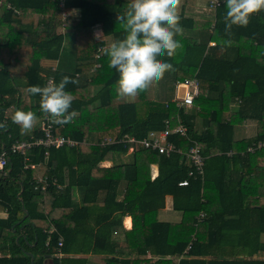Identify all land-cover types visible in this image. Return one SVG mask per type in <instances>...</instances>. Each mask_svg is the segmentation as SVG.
Returning a JSON list of instances; mask_svg holds the SVG:
<instances>
[{
	"label": "trees",
	"instance_id": "obj_1",
	"mask_svg": "<svg viewBox=\"0 0 264 264\" xmlns=\"http://www.w3.org/2000/svg\"><path fill=\"white\" fill-rule=\"evenodd\" d=\"M129 2L64 0L62 6L61 0H3L0 5V123L7 124V131L0 129V153L7 150L9 157L7 175L0 173V212H7L0 215V264H32V255L34 264L49 257L53 264H71L86 259L56 254L88 252L90 244L95 253L107 254L106 264H174L183 254L180 264H264V259L222 256L233 249L264 252V146L259 148L264 10L228 35L225 0L214 21L187 16L183 8V33L176 37L182 47L174 57H158L173 70L154 89L120 98L119 73L108 67L106 49L127 35L117 17ZM63 76L79 81L65 88L74 97L69 111L76 115L68 124H54L55 132L78 143L51 147L48 154L43 146L26 156L14 153L16 141L42 134L39 129L22 134L11 121L18 109L45 117L40 95L27 89L44 87L50 78L59 84ZM192 77L199 79V94L191 107H180L176 83ZM166 120L172 127L187 126L186 135L169 136L182 152L167 155L141 142L164 129ZM248 121L256 122L255 133L240 135ZM194 141L205 156L204 177L189 175L187 151ZM45 176L57 183L37 188ZM186 178L188 185H180ZM169 197L172 209L181 212L179 221L161 218ZM201 211L206 216L197 222ZM126 215L133 219L130 230L123 229ZM234 232L242 237H231ZM115 237H125L134 256L122 257ZM77 243L80 249L73 247ZM148 253L152 256L145 257Z\"/></svg>",
	"mask_w": 264,
	"mask_h": 264
},
{
	"label": "clouds",
	"instance_id": "obj_2",
	"mask_svg": "<svg viewBox=\"0 0 264 264\" xmlns=\"http://www.w3.org/2000/svg\"><path fill=\"white\" fill-rule=\"evenodd\" d=\"M218 2V0H217ZM225 32L230 35L233 26L246 27L253 14L264 10V0H225ZM181 0H130L127 10L117 17L127 33L122 40L112 43L107 49L108 67L116 69L119 80L116 93L120 98H134L161 81L165 74L173 70V65L158 57H174L182 47L178 35L180 26ZM98 39L101 36H97ZM69 83L78 80L63 76L60 83H49L41 87L30 86V95H40V111L54 124L70 123L75 112H70L73 95L65 91ZM11 121L18 125L21 133L33 130L37 116L32 111L16 110ZM0 129L7 131V124L0 123Z\"/></svg>",
	"mask_w": 264,
	"mask_h": 264
},
{
	"label": "built area",
	"instance_id": "obj_3",
	"mask_svg": "<svg viewBox=\"0 0 264 264\" xmlns=\"http://www.w3.org/2000/svg\"><path fill=\"white\" fill-rule=\"evenodd\" d=\"M224 0H211V6L217 7L221 5V3ZM3 3V0H0V5ZM61 5H64V0H61ZM8 7H12L11 3H8ZM53 83V79L50 78L48 81L49 83ZM183 87L184 93L182 97H179L177 95V91ZM200 91V84L199 79L197 77L192 78H186L183 82H177L176 83V97L174 98L178 102V106L188 108L191 107L194 104V100L199 94ZM166 127L162 130H153L149 132L148 136H146L144 139L141 140V142L151 149L158 150L161 153H166L167 155H170L173 152H182V149L178 147L175 143L169 140V136L172 133H180L182 135L187 134V126H185L183 123H178L175 127L171 126V122L169 120H166ZM42 131V134L38 137H35L30 140H18L16 141L12 147L11 150L21 156H26L27 151L34 147V146H43L46 148V154L49 153V149L51 147H60L64 145L68 146H74L78 143L77 140L73 139L70 136H66L64 134L56 133L55 132V125L54 123H51L50 119L47 117L42 118L41 126L38 128ZM128 141L134 142L136 141L135 137H129ZM261 144V146H263ZM133 147L131 148V150ZM250 150H254L251 148ZM231 154V152L229 153ZM187 157L190 159L193 169L190 170L189 175H197L204 177L205 175V156L202 153V148L200 147L199 143L197 141H194V144L189 148L187 151ZM8 154L7 150H3L0 153V173L7 175L8 171L6 169V166L8 164ZM37 164H32V167H35ZM26 167H29L26 165ZM189 179H183L179 182L180 185H188ZM51 183H57L56 179L51 182L47 176L45 177H39L37 180V188L46 189L48 188ZM206 216V213L204 211H201L197 216V222H201L204 217ZM63 238L61 237L59 240V246H62L63 244ZM196 241V236L194 235L192 240L190 241L186 252L189 251V249L192 247V245ZM184 257L183 255L177 256V261L174 264H180V261Z\"/></svg>",
	"mask_w": 264,
	"mask_h": 264
},
{
	"label": "crops",
	"instance_id": "obj_4",
	"mask_svg": "<svg viewBox=\"0 0 264 264\" xmlns=\"http://www.w3.org/2000/svg\"><path fill=\"white\" fill-rule=\"evenodd\" d=\"M188 0H181V5H180V11L184 8L185 14L187 16H193V17H198V18H205V19H213L215 20V10L216 7L211 6L210 1L211 0H190V3H187ZM100 31V29H97ZM101 32H98L97 34L99 35ZM214 43V42H213ZM42 123V117H37L36 124L33 128V130H37ZM256 130V122L255 121H248L246 125H244L242 128H239L238 132L240 135H246V136H251L255 133ZM264 146V145H263ZM262 147V146H261ZM132 151V150H131ZM262 162L264 163V158L262 159ZM106 166H109L112 164V162L107 161L104 163ZM157 172V167H154V173ZM237 177V175H235ZM171 198L169 197L167 199V206L163 211L161 212V218L166 219V220H173V221H179L181 218V212L175 211L172 209V203H171ZM0 215L3 217L7 216V212H0ZM133 226V219L131 215H126L123 218V229L125 230H130ZM52 228L54 226L52 225ZM123 234V233H122ZM242 234V233H241ZM124 236V234H123ZM231 236V235H230ZM262 237V241L264 242V233L260 235ZM62 237V236H61ZM231 237H242L237 232H234ZM81 238V237H80ZM119 239V249H120V255L122 257H130L131 255L134 256V254L130 253L129 247L127 246V242L125 237H115ZM19 239V237H18ZM82 239V238H81ZM80 243H77L73 247L76 248H81L79 245ZM90 250L88 252L82 253L79 249L80 252H73L70 254H63V253H58V257H80L84 258L86 260L82 261L81 260H76L71 262V264H106L105 258L107 257L106 253H95L93 250V244H90L87 246ZM151 253H148L147 256L145 257H151ZM223 258H231V259H244V260H250L251 258L253 259H264V252H258L254 253L253 255L247 254L243 251H240L239 249H233V250H225L222 253ZM203 258L209 259L212 258V254L202 256ZM169 258V256H167ZM44 264H53V259L52 257L46 258Z\"/></svg>",
	"mask_w": 264,
	"mask_h": 264
},
{
	"label": "rangeland",
	"instance_id": "obj_5",
	"mask_svg": "<svg viewBox=\"0 0 264 264\" xmlns=\"http://www.w3.org/2000/svg\"><path fill=\"white\" fill-rule=\"evenodd\" d=\"M94 32H95V34H97V33L100 32V31L96 29ZM155 83H156V82H153V83L150 85L149 88H150V89H151V88L154 89ZM175 92H176V90H175ZM183 93H184V88L181 87V88L177 91V95H179V97H182V96H183ZM174 97H176V93H175V96H174Z\"/></svg>",
	"mask_w": 264,
	"mask_h": 264
},
{
	"label": "water",
	"instance_id": "obj_6",
	"mask_svg": "<svg viewBox=\"0 0 264 264\" xmlns=\"http://www.w3.org/2000/svg\"><path fill=\"white\" fill-rule=\"evenodd\" d=\"M22 194V191L20 192V195ZM23 199L21 198V201H22ZM26 214H28V212L26 213ZM32 264H34V255H32Z\"/></svg>",
	"mask_w": 264,
	"mask_h": 264
}]
</instances>
